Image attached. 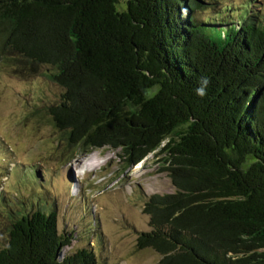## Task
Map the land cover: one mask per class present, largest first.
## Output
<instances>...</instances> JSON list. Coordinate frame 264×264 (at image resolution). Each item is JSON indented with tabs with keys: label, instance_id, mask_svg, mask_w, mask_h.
<instances>
[{
	"label": "trees",
	"instance_id": "1",
	"mask_svg": "<svg viewBox=\"0 0 264 264\" xmlns=\"http://www.w3.org/2000/svg\"><path fill=\"white\" fill-rule=\"evenodd\" d=\"M254 0H0V65L45 67L67 160L153 154L174 188L144 195L135 245L159 264H264V10ZM206 77V95H196ZM15 211V212H14ZM11 211L0 264H105L69 250L53 207ZM65 251L59 256L60 251Z\"/></svg>",
	"mask_w": 264,
	"mask_h": 264
},
{
	"label": "rangeland",
	"instance_id": "2",
	"mask_svg": "<svg viewBox=\"0 0 264 264\" xmlns=\"http://www.w3.org/2000/svg\"><path fill=\"white\" fill-rule=\"evenodd\" d=\"M219 1L235 11L248 0ZM252 6L264 10V0ZM61 91L45 67L19 76L0 65V248L11 211L44 205L53 207L57 231L72 235L67 249L91 246L105 264H159V254L138 249L135 239L149 229L144 195L172 192L170 178L153 154L120 176L118 150L100 148L67 160L59 131L46 115L34 114L37 108L46 112Z\"/></svg>",
	"mask_w": 264,
	"mask_h": 264
},
{
	"label": "clouds",
	"instance_id": "3",
	"mask_svg": "<svg viewBox=\"0 0 264 264\" xmlns=\"http://www.w3.org/2000/svg\"><path fill=\"white\" fill-rule=\"evenodd\" d=\"M200 86L195 89L196 95L203 97L206 95V87L208 84V80L206 77H202L200 80Z\"/></svg>",
	"mask_w": 264,
	"mask_h": 264
},
{
	"label": "bare ground",
	"instance_id": "4",
	"mask_svg": "<svg viewBox=\"0 0 264 264\" xmlns=\"http://www.w3.org/2000/svg\"><path fill=\"white\" fill-rule=\"evenodd\" d=\"M80 162H82V161H80ZM83 166L89 167V165H87L85 162L83 163Z\"/></svg>",
	"mask_w": 264,
	"mask_h": 264
}]
</instances>
